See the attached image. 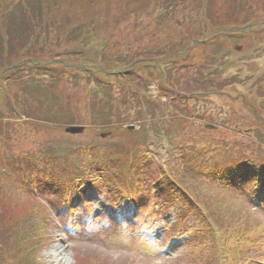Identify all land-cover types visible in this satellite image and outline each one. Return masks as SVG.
Returning a JSON list of instances; mask_svg holds the SVG:
<instances>
[{"label": "rangeland", "instance_id": "1", "mask_svg": "<svg viewBox=\"0 0 264 264\" xmlns=\"http://www.w3.org/2000/svg\"><path fill=\"white\" fill-rule=\"evenodd\" d=\"M95 1L98 2L97 0H86V3L95 4ZM124 5L125 0L111 1L109 11L105 13L112 9L121 16L127 12ZM163 11L164 13L171 12V10L168 12L167 6H164ZM193 11L188 7L186 10L179 8V17L174 19L172 24L174 25L173 30L180 38L191 34L192 30H197V33L201 34L208 27L206 25L210 24L209 22H192V16L191 19L188 16ZM194 13L197 17V12ZM110 14L112 17L116 16L114 12ZM127 19L125 17L119 26L112 24V21L106 22V26L99 27L96 34H106L110 30L111 37L120 45H125L127 42L139 44L138 50L153 49L161 42L165 47L158 46L157 50L161 51L157 59L163 58L160 62L167 63L168 56L174 54L171 52L164 54L167 52L165 49L172 46L168 36L170 37L173 31L169 28L171 31L165 34L162 31V34L152 35L151 38L150 31L139 30V26H135V21L127 22ZM248 19V23L259 25V27L244 37L230 38L229 45L233 56L229 54L226 57L217 56L215 58V62L217 61L221 69L225 66L223 68V71L226 70L225 79L236 77L235 80L242 82L237 84L234 94L237 97L235 100L239 101L233 104H230V101L228 103L225 97L231 85L222 87L223 89L216 87L219 82L223 81L219 78L216 82H211L214 86L205 89L208 91L207 95H202L198 99L193 98L192 101L183 98V95L177 97L175 92L159 96L158 86L153 84L148 94L153 97V100L157 99L161 108L158 111L153 108L154 111L150 112V117L141 119L140 124H138L139 121L132 123L134 127L128 128L125 124L118 130L107 132L108 130H102L101 124L98 123H77L70 125L85 126L83 128L85 130L70 133L66 131L70 125L64 124L49 125L51 123L40 121L41 125L28 126L26 141H28V148L33 150L36 156L40 152H46V155L58 160L56 157L58 152L62 150L68 152L70 149L80 156L79 145L87 146L86 149L90 150L93 143L99 150H105L111 156L113 152L112 158L123 164L117 165L116 162L108 164L105 169H99V171L107 182L115 183L119 188L125 187V193L128 191L146 193L147 204L133 215V220L140 217L141 223L146 224V227L143 225V233L154 238L153 246L147 247L143 244V239L137 233L143 230L139 229V221L134 222L128 231L120 226L115 211L108 212L110 201L106 193L99 202H94L99 195L94 190L95 186L90 182H88L89 185L86 182L81 187L85 190L82 194L85 202L77 201L75 209L72 206L73 201L68 205L63 204L64 195L44 193L37 187L38 185H35V179L27 175L30 174L29 170L39 169L36 166L37 163L30 161L31 163L27 166L28 170H26L29 172L13 173L5 177L0 185L10 191L8 203L13 206L14 213L21 217L18 220L19 223L25 215L26 219L36 218L39 226L44 227V230L40 228L39 232V235L43 236H39L42 243L26 250L19 249L16 245L14 257L9 255L10 262L15 264H261L258 262L264 260V195H262L263 192L260 193V187L252 191L250 184L245 182L222 183L219 179H212L201 173V171L215 168V165H220L222 152L229 155L234 154L235 160L240 158L252 160V157L254 160L264 161V99L257 98L256 107L248 101H241L246 97L253 99L255 96L253 91L256 90L254 84L264 78V0H255ZM144 22L147 24V17H144ZM181 24H183L182 27H180ZM106 27L108 30L103 32ZM11 30H14L13 27ZM92 34L96 37L94 32ZM119 37L124 41H119ZM151 40L155 41L151 42ZM92 41L96 42L95 39ZM180 41L181 39H178L179 43ZM185 41L183 47L186 48L190 43L187 39ZM153 44L155 45L152 46ZM88 46L89 49L95 50V47L102 48L104 45ZM194 48L198 49V47ZM73 49L79 52L75 56L76 63H80L81 67L85 68L88 60L91 59L85 56L90 51H85L83 55L80 54L83 53L82 47L77 44ZM103 49H106V46ZM131 49L135 50V47ZM144 55L145 60L155 57L152 52ZM177 57L179 56L172 58ZM48 59L49 57H46L43 63L47 64ZM12 60V63H17L18 58L14 57ZM166 63L161 65L163 68L155 71L158 72L156 75L159 78L169 76ZM213 71L219 72L218 67L215 66ZM205 73L208 75L209 72ZM1 74L2 71H0V76ZM207 75L206 78L209 80ZM187 78L184 77L182 80L187 82ZM177 79L178 76L175 75L170 81L174 82ZM214 79H217V75ZM187 87L195 88L193 84ZM94 89L93 86L90 88L92 91ZM193 90L190 91L197 92ZM82 93L83 88L80 87V95ZM200 94L202 92L198 93ZM6 100L8 96L0 90V104H4ZM177 102L183 105L189 104L194 108L190 114L182 113L180 110L173 109ZM178 107L180 105L177 104ZM210 119L214 120L211 122ZM21 120L25 118L22 117ZM211 124L213 126L208 127ZM26 141H23L24 145L27 144ZM203 146L207 153L202 155H196V152L190 153ZM89 155H94L93 151ZM104 156H102V161L105 160ZM96 159L97 157L93 158V161ZM12 165L22 168L18 163ZM167 170L171 173V177H175L179 182L181 180L194 192L192 195L196 197L199 204H193V210L176 201L163 205L167 196L172 193L168 188L162 190L157 177L162 171L168 172ZM63 171L66 172L67 179L72 174L86 176L87 172L80 169L76 172L70 169ZM53 172L57 170L53 169ZM138 175L145 177L144 183L139 181L140 176ZM37 176L39 177L40 174L38 173L36 178ZM32 183L35 184L31 188L29 185ZM154 184L156 188L152 192L150 187ZM93 208L96 209L95 216L101 217L90 223L93 219ZM150 210L153 212L151 213ZM30 221L36 224L35 220ZM230 231H234L236 237H239V234L245 236L243 240L245 242L237 244L234 239L229 238ZM217 233L219 235L222 233V237L225 235L228 239L217 241ZM23 237L28 239L29 244L34 242L31 234L23 235ZM156 246L163 247L164 250L158 252ZM57 247H61L67 253L68 261L62 263L57 261L54 254ZM201 254L198 261L195 257Z\"/></svg>", "mask_w": 264, "mask_h": 264}, {"label": "trees", "instance_id": "2", "mask_svg": "<svg viewBox=\"0 0 264 264\" xmlns=\"http://www.w3.org/2000/svg\"><path fill=\"white\" fill-rule=\"evenodd\" d=\"M97 1L95 4L90 2L89 5L86 0H0V23L2 24L0 71L17 64L2 75L4 79L12 83L10 82L6 89L8 100L0 104V184L5 177L13 173L31 172L26 170H28V163L32 161L37 163L36 166L39 169L35 171L41 175L39 177H42L40 179H43L46 186L54 188L57 192L67 193L71 187H75L72 182L79 185L80 181L76 180L81 176L72 174L67 179L64 169L76 172L77 169H105L106 165L115 162L117 165L123 164L112 158V151L111 156L109 152L99 150L94 143L90 146V150L86 149L87 146L79 145L80 156L76 154L77 152L73 153L71 149L68 152L63 150L55 152L59 161L46 155V152H40L36 156L34 151L28 148L26 138L28 126L41 125L40 121L51 123L49 125L98 123L101 124L100 128L108 130L107 132L118 130L130 121L146 119L150 112L154 111L153 108L156 111L161 108V105H158V102L148 94L149 87L153 84L158 86L159 96L175 92L177 97L183 95V98L192 101L193 98L198 99L202 95H207L205 89L214 86L211 82H216L219 78L223 81L216 87L225 88L231 85L229 93L225 95L228 103L230 101V104H233L239 101L235 100L237 98L234 95L235 87L242 82L235 80L236 77L225 79L226 70L223 71L225 66L221 69L217 61L215 62L217 56L226 57L231 54L229 40L236 34L217 31L247 25L249 12L255 0H125L126 13L120 16L115 10L110 9V12L115 13V17H112L110 12L105 13L109 11L111 1L114 0ZM164 6H167L168 12L171 10L169 12L171 14L164 13ZM187 7L194 10L188 16L190 19L192 16V22H209L210 24L206 25L209 30L206 28L201 34H198L197 30H192L190 35L183 38L176 35L172 23L179 17V8L186 10ZM194 12H197V17L194 16ZM125 17L128 18L127 22L135 21V26L138 25L139 30L150 31L151 38L152 35L162 34V31L165 34L172 30L170 37L168 36L172 46L166 48L167 52L164 54L168 52L174 53L173 55L180 54L185 50L183 43L186 39L190 43L188 47L192 41H195V46H192L185 55L184 59L187 61L183 62L181 56L172 58L175 56L169 55L167 63L160 62L163 58L157 59L161 51L157 49L158 46L165 47L161 42L153 49L138 50L139 44L127 42L125 45H120L111 37L110 30L106 34H96L99 27L106 26V22L112 21V24L119 26ZM144 17H147V24L144 22ZM107 30L108 27L104 28L103 32ZM92 32L97 39L92 36ZM249 33L252 32H246L243 37ZM94 39L96 42L93 43ZM107 39L111 43L106 41ZM178 39H181L180 43ZM118 40L124 41L120 37ZM154 41L151 40V42ZM71 44L72 46H69ZM76 44L82 47L83 53L80 54L90 51L85 56V58H91L86 64L89 66L85 65V68L81 67L80 63H76L75 56L79 53L73 49ZM96 44H103L106 49H103L104 46L102 48L97 46L95 50L89 49L88 45ZM133 47L135 50L131 49ZM151 52L155 54V57L145 60L144 54ZM14 57L18 58L17 63H12ZM46 57L49 59L47 64H44ZM163 63L168 65L169 69H166L168 78H159L156 75L158 74L155 72L156 69L163 68L161 66ZM215 66L218 67L219 72L213 71ZM206 71L209 72L208 75ZM192 74L195 75L192 77ZM175 75L178 79L171 82ZM215 75L217 79H214ZM184 77H188L187 82L182 80ZM190 84H193L195 88H188ZM92 85H96L99 92L94 93L90 90ZM254 86L256 90L253 91L255 92L253 99L246 97L241 101H248L256 107L257 98L264 99V78ZM80 87L83 88L81 95ZM193 89L197 92L192 93ZM199 92L202 94L198 95ZM177 104L180 107L177 108ZM174 107L173 109L185 114H190L194 108L180 102L175 103ZM22 117L25 120H21ZM213 120L210 119V121ZM23 141L27 144L24 145ZM91 151L94 155H89ZM193 152H196V155L203 154L199 148L190 151V153ZM102 156L105 157L104 161ZM220 156L223 165L207 172L215 178L219 177L220 180L225 175L233 173L241 174L243 180L255 178L258 174L264 173V163L255 162L252 157V160L243 158L235 160L234 154L229 155L224 152ZM91 157H97V159L88 161ZM17 163L22 168L12 165ZM24 166L25 169H23ZM53 169L57 172H53ZM98 177L99 182H107L102 173H99ZM170 179L176 182L174 178ZM253 180L255 181L253 186H257L258 181ZM175 182L172 185L168 184L169 190L175 198L187 203V200L175 189L180 187ZM179 192L183 193L180 190ZM9 193L10 191L0 185V264H15L10 262L9 255L13 256L16 245L23 250L41 245L42 239L39 236H43L39 235V232L42 228L44 230V227L39 226L36 218L26 219L24 215L21 223L18 222L21 217L14 213L13 206L8 203ZM187 205L193 210V204L187 203ZM30 220H35L36 224L34 225V222ZM28 234L34 238L32 244L23 237Z\"/></svg>", "mask_w": 264, "mask_h": 264}, {"label": "bare ground", "instance_id": "3", "mask_svg": "<svg viewBox=\"0 0 264 264\" xmlns=\"http://www.w3.org/2000/svg\"><path fill=\"white\" fill-rule=\"evenodd\" d=\"M54 254H55L57 261L61 263L69 260L67 253L61 247H57L54 250Z\"/></svg>", "mask_w": 264, "mask_h": 264}, {"label": "water", "instance_id": "4", "mask_svg": "<svg viewBox=\"0 0 264 264\" xmlns=\"http://www.w3.org/2000/svg\"><path fill=\"white\" fill-rule=\"evenodd\" d=\"M82 128H69L68 131L76 132V131H81Z\"/></svg>", "mask_w": 264, "mask_h": 264}, {"label": "clouds", "instance_id": "5", "mask_svg": "<svg viewBox=\"0 0 264 264\" xmlns=\"http://www.w3.org/2000/svg\"><path fill=\"white\" fill-rule=\"evenodd\" d=\"M95 211H96V209L95 208H93L92 209V213H93V219H95ZM145 227H146V225H145ZM145 235H147V233H144ZM150 239H152V237L150 236L149 237Z\"/></svg>", "mask_w": 264, "mask_h": 264}]
</instances>
